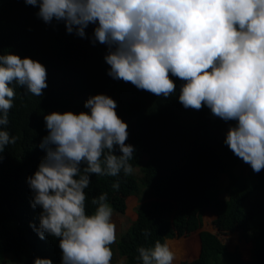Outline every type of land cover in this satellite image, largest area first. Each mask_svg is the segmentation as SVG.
<instances>
[{"label":"clouds","instance_id":"clouds-1","mask_svg":"<svg viewBox=\"0 0 264 264\" xmlns=\"http://www.w3.org/2000/svg\"><path fill=\"white\" fill-rule=\"evenodd\" d=\"M38 7L45 24L63 22L68 34L107 47V75L138 90L168 99L176 94L185 109H210L229 124L224 144L249 165L264 170V0H24ZM18 85L41 97L48 87L46 67L30 57L0 54V161L17 137L4 130ZM110 96L84 102L88 112H52L44 116L47 135L39 147L45 156L26 178L39 225L29 227L44 240L58 239L61 264H111L116 241L113 208L107 193L93 198L86 214L91 176L133 173L135 152L128 124ZM119 150L121 153L117 155ZM119 182L113 184L119 189ZM142 264H173L174 252L157 241L140 247ZM33 264H52L35 258Z\"/></svg>","mask_w":264,"mask_h":264},{"label":"trees","instance_id":"trees-1","mask_svg":"<svg viewBox=\"0 0 264 264\" xmlns=\"http://www.w3.org/2000/svg\"><path fill=\"white\" fill-rule=\"evenodd\" d=\"M38 11L24 0H0V54L39 61L48 84L41 97L11 85L16 97L4 130L17 140L6 146L0 161V261L11 255L17 264H33L37 257L61 264L58 239L41 240L29 227L39 225L40 209L30 206L26 178L45 156L39 147L47 135L44 116L88 112L84 102L105 94L128 124L125 143L135 148L130 163L139 175H92L85 189L86 214L95 212L92 200L103 193L114 213L130 210L133 221L115 243L125 264H142L138 249L157 241L176 254L173 264H264V170L253 172L224 144L229 124L206 106L185 109L178 101L183 82L176 77V94L168 99L114 80L107 75V47L92 43L95 25L81 38L68 34L63 22L45 24ZM242 164L248 170L237 175ZM222 175H227L225 186ZM130 198H137L135 208Z\"/></svg>","mask_w":264,"mask_h":264},{"label":"rangeland","instance_id":"rangeland-1","mask_svg":"<svg viewBox=\"0 0 264 264\" xmlns=\"http://www.w3.org/2000/svg\"><path fill=\"white\" fill-rule=\"evenodd\" d=\"M238 167L235 169V173L237 175L240 172H246L248 170V167L245 164L239 165ZM133 173L135 175H139V171L137 169H135ZM226 183H227V175H222L221 176V186H225ZM222 197L224 198L225 195L223 194ZM262 197L264 198L263 195H262ZM128 200H130L129 204L133 208H135L137 206V204H138L137 198H130ZM130 214H131L130 210H128V212L125 213L124 215L117 214V213L113 212V221L116 224V236H117L116 241L118 240V237L122 233H124L129 228V226L131 225V223L133 221V215L131 216ZM203 222H205L206 224L208 223V221H206L205 217L203 218ZM190 236H192L191 239H195V234H193V235L191 234ZM189 238L182 239L180 242H176L175 244H180L184 241H187ZM116 241H115V243H116ZM115 243L113 245H111V248L113 251V257H112L111 264H125L124 259L121 258L118 255V252L116 251ZM190 255L192 258H194V257H196L197 254L196 253H190ZM0 264H17V262H15L13 260L11 255H5L3 257V259L0 261Z\"/></svg>","mask_w":264,"mask_h":264}]
</instances>
